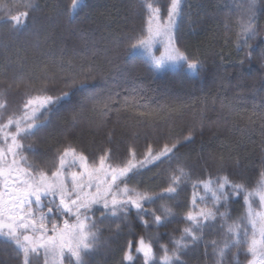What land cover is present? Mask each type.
<instances>
[{"label":"snow or ice","instance_id":"snow-or-ice-1","mask_svg":"<svg viewBox=\"0 0 264 264\" xmlns=\"http://www.w3.org/2000/svg\"><path fill=\"white\" fill-rule=\"evenodd\" d=\"M89 7L88 0L63 4L70 18ZM188 7L187 0H133L130 8L138 13L140 26L125 34L119 50L108 57L105 74L95 65L85 67L86 60L76 66L63 59L64 48L53 38L57 25L52 17L38 14L36 0H0V52L16 53L15 59L5 56L0 61L4 257L11 256L14 264H34L40 258L43 264H92L101 249L111 250L109 241H116L118 264H187L188 253L201 246L212 264H228L229 255L234 260L244 255L246 264H264V140L258 163L250 167L225 153L210 154L201 164L180 151L192 141L195 129L186 136L167 128L145 132L143 148L137 145V131L121 147L117 130L104 124L113 111L145 125L178 114L183 106L175 102L153 107L138 81L142 70L153 80L170 72L198 79L206 72L199 55L178 35ZM261 13L264 0H239L225 16L226 32L234 33L236 49L244 53L241 64L258 57L264 66V45L257 49L249 43L260 34ZM21 48L35 50L31 63L19 55ZM97 73L106 80L122 74L123 84L138 86L97 90ZM227 103L221 101L222 106ZM61 111L68 113L72 130L58 123ZM89 115L98 122L86 119ZM90 130H103L104 143L82 147ZM29 137L40 143L52 138L54 143L38 152L23 142ZM153 168L157 172L152 179L160 180L155 186L141 179ZM188 190L190 196L181 198ZM237 201H242L239 214L233 216L231 205ZM133 212L142 234L135 231ZM176 219L184 226L160 233ZM104 227L112 232L109 238L102 236ZM209 233L215 238L206 239ZM121 235L133 238L121 244ZM163 235H168L167 243L161 242ZM12 260L0 259V264Z\"/></svg>","mask_w":264,"mask_h":264},{"label":"trees","instance_id":"trees-1","mask_svg":"<svg viewBox=\"0 0 264 264\" xmlns=\"http://www.w3.org/2000/svg\"><path fill=\"white\" fill-rule=\"evenodd\" d=\"M36 2L40 5L38 14L52 17L57 25L53 29V38L60 41V46L64 48L63 59L76 66L86 60L85 67L95 65L105 74L109 69L108 57L119 50L125 34L131 33L140 26L138 13L130 8L133 0H88L90 7L79 12L74 18H70L64 12L65 0H36ZM235 3L238 2L235 0H187L188 14L181 23L178 35L183 36L190 51H195L199 55L204 62L206 72L202 73L198 79H193L188 74L176 75L170 72L162 79L153 80L146 70H142L138 85L143 86L141 94L149 98L153 107L172 102L183 107L172 120L157 118L154 122L149 121L148 125L135 122L127 113L111 112L104 120V124L107 129L117 130L121 147L128 141L129 135L137 131L140 132L137 145L143 148L145 132H163L167 128L179 136H186L189 129H195L192 141L180 149L190 161L197 160L202 164L210 154L225 153L231 154L234 160L239 159L242 164L249 167L252 163H258L262 150L261 142L264 140V133L261 131L264 128V119H262L264 117V66L258 57L252 61L245 60L241 64L244 53L237 51L234 33L225 30V16ZM259 20L262 31L249 41L257 49L264 45V13L259 15ZM85 41L87 47H82ZM19 55L26 57L31 63L36 52L32 48H21ZM5 56L15 59L16 53L11 50L6 53L0 52V61H3ZM56 58L58 59L59 56ZM46 59L50 61L52 58ZM132 63V61L128 62L129 68ZM96 76L93 83L97 90L106 86L112 87L113 90H119V87H127L130 90L138 86L131 82L123 84L122 74L107 80L99 73ZM127 94L122 93V95ZM221 101L228 103L222 106ZM198 111L199 115H197ZM86 119L98 122V118L91 115ZM58 123L72 130L66 111H61ZM122 129L123 137L120 136ZM102 132L103 130L87 131L82 138L81 146L89 149L100 146L104 143ZM23 142L33 144L38 152H44L48 145L54 143V140L49 138L46 143H40L36 141V138L29 137ZM25 154L29 158L34 155L33 152ZM145 173V177L148 178L144 180L146 184H154L153 174ZM185 196L190 195L186 192L182 194V198ZM241 202L232 203L233 216L239 212ZM95 215L99 217L100 213L96 212ZM131 219L135 231L142 234L134 212ZM183 226V220L176 219L167 228H160L159 231L163 234ZM106 231H109L108 228L104 230ZM175 234L178 236L179 232ZM125 238L133 237L122 235L119 243L122 244ZM168 239V235H163L161 242L167 243ZM113 246L111 245V250H103L104 255L101 259L99 258L104 262L103 264H118L121 253L118 248H115V253L110 254L114 250ZM106 252L109 256L105 261L103 258ZM203 253V246L189 252L185 257L187 264H212V257H206ZM0 259L12 260V257L6 258L1 253ZM13 263L14 260H12ZM34 264H43L42 258L34 260ZM92 264H98V261L93 259ZM228 264H246V257L240 255L234 260L229 255Z\"/></svg>","mask_w":264,"mask_h":264},{"label":"rangeland","instance_id":"rangeland-1","mask_svg":"<svg viewBox=\"0 0 264 264\" xmlns=\"http://www.w3.org/2000/svg\"><path fill=\"white\" fill-rule=\"evenodd\" d=\"M236 2H239V0H235ZM0 14H2V13H0ZM257 24H258V29H259V33H261V31H262V24L260 23V20H259V18H258V21H257ZM259 35V34H258ZM257 35V36H258ZM256 36V37H257ZM180 42L184 45V46H186V42H185V40H184V38H183V36H181L180 37ZM187 47V46H186ZM188 48V47H187ZM191 162H193V163H196L197 162V160H195V161H191ZM148 172H150L151 174H154L155 172H157V169L156 168H153L151 171H148ZM145 174L146 173H144L143 174V177L141 178V179H143V181L146 179V180H148V178H146L145 177ZM150 181V180H149ZM145 182V181H144ZM146 183V182H145ZM154 184H151L152 186H154V185H158L159 183H160V180L159 179H154V182H153ZM150 184V183H149ZM157 190V189H156ZM188 194L190 195V190H188ZM182 198V197H181ZM239 214V212L236 214V215H238ZM235 215V216H236ZM104 225H106L107 223L106 222H104L103 223ZM106 228L107 227H105L104 228V230H106ZM104 230H103V232H102V236H103V238H109L111 235H112V232H110V231H106V232H104ZM126 231V230H125ZM122 236V235H121ZM121 236L119 237V241H120V239H121ZM212 238H215V235L213 234V233H209L207 236H206V239H212ZM118 241V242H119ZM110 242V244L111 245H114L113 247H114V250H113V252L112 253H110V254H114L115 253V251H116V249L118 248L117 247V242L116 241H109ZM116 248V249H115ZM105 249H107V248H104V249H101V251H100V253L94 258V260L95 261H98V264H103L104 262L103 261H101V260H99V258L101 259L102 258V256L104 255V251L103 250H105ZM107 250H109V249H107ZM108 254V252H106V254H105V257L103 258L105 261L107 260V258H108V256L109 255H107ZM107 255V256H106ZM0 257H1V253H0ZM14 264V263H13Z\"/></svg>","mask_w":264,"mask_h":264}]
</instances>
